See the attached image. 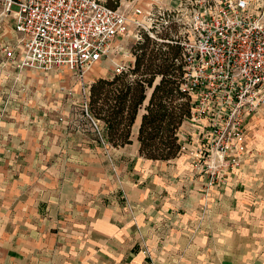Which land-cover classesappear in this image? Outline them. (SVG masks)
<instances>
[{"label":"crops","instance_id":"1","mask_svg":"<svg viewBox=\"0 0 264 264\" xmlns=\"http://www.w3.org/2000/svg\"><path fill=\"white\" fill-rule=\"evenodd\" d=\"M67 70L56 77L74 96L79 84ZM101 76L86 74L88 83ZM75 104L79 115L49 108L48 114L0 116V264H264V198L237 190L264 173V164L251 163L264 155V109L246 119L248 152L240 168L208 185L187 154L165 161L139 154L143 107L131 126V142L113 147L99 142L82 102ZM179 131H188L184 122ZM218 198L247 209L255 203L252 240L248 226H240L228 229L220 243L216 232L214 242H201V233L193 231L199 208L215 207ZM232 211L231 218L237 215ZM240 218L248 224L250 213ZM187 237L188 244L180 243Z\"/></svg>","mask_w":264,"mask_h":264},{"label":"built area","instance_id":"2","mask_svg":"<svg viewBox=\"0 0 264 264\" xmlns=\"http://www.w3.org/2000/svg\"><path fill=\"white\" fill-rule=\"evenodd\" d=\"M6 24L14 36L0 55L18 69H68L84 94L83 115L104 146L105 125L87 108L92 65L130 29L136 40L143 30L152 41L178 45V89L191 105L183 121L188 131L178 132L188 139L181 140V154L208 185L240 168L248 152L246 119L264 109V0H177L173 6L155 0L144 11L104 0H0V27ZM131 67L117 63L112 74Z\"/></svg>","mask_w":264,"mask_h":264},{"label":"trees","instance_id":"3","mask_svg":"<svg viewBox=\"0 0 264 264\" xmlns=\"http://www.w3.org/2000/svg\"><path fill=\"white\" fill-rule=\"evenodd\" d=\"M132 53L134 62L127 72L99 77L89 85L88 111L105 125L107 142L119 147L131 142V126L143 107L139 154L152 160L173 159L181 154L178 132L191 106L190 98L178 89L181 66L175 59L180 48L157 43L144 34ZM147 89L151 91L144 104Z\"/></svg>","mask_w":264,"mask_h":264},{"label":"rangeland","instance_id":"4","mask_svg":"<svg viewBox=\"0 0 264 264\" xmlns=\"http://www.w3.org/2000/svg\"><path fill=\"white\" fill-rule=\"evenodd\" d=\"M104 1L107 5L112 7H123L124 5L128 4L129 6L141 7L142 11L146 10V7L149 3L148 0ZM176 30L179 29L176 28ZM144 34L145 31L142 30V38L136 40L134 31L130 29V32L128 34L113 39L111 43L112 49L108 57L102 59L97 63H94V65H92V68H94H91L92 70L90 69L89 71L92 72L93 76H96L99 73H104L105 76L101 77H110L112 75L113 68L117 63L133 65L134 55L132 53V48L135 43L140 40H144ZM162 35H164V33ZM13 36L14 32L11 24H6L0 27V47ZM61 69L63 70V72L66 71L65 67L53 69L50 71H41L37 69H18L15 68V66L11 64L10 61L0 55V116L11 118L13 117L14 112L21 110L25 111V115H32L33 113H36L35 111H41V113L45 111L46 114H48L49 108L59 113L60 115H70L71 113L79 115L80 107L75 103L82 102V100L84 99L82 88L79 81L75 79L77 85L79 84V90L74 91V96L70 95V91H68V89H66L63 85V83H65L66 81H64V79H62L61 77H56V74L59 75L60 73L59 70L62 71ZM68 75L70 76L71 73L68 72ZM157 79L158 78H156V80ZM85 82L87 85L91 84L88 83L87 77L85 78ZM147 94H149V89H147ZM68 96H71V101H74L75 103L69 102L70 100L67 101ZM20 104H22L24 108H18V105ZM6 105L8 109L5 108ZM52 105H54L56 108H52ZM188 128L189 126L186 124V130ZM182 140L188 139H184L182 137ZM255 140V136L250 134L248 139L249 146L254 145V143H256ZM251 163H258L260 165L264 164V155L263 157H254ZM199 173L203 174L201 172ZM257 174L258 173H256V175L254 176L256 178H253L254 181L257 182H255L248 188H246L244 184H241V188H238L237 190L242 191V194L243 192L248 191V193H252V195H254L255 199L259 198L262 200L264 198V191H262L264 190V188L262 187V185L264 184H261V182L264 179V173L262 172L259 175ZM222 190L223 189L220 190V193ZM222 195H228V193H224ZM201 205L202 206L199 208L198 217L196 218L197 220L193 225V231L201 233V235H198L201 238V242H214V232H216L217 243H220L221 241L219 240L221 238H224V235L228 229L233 228V230H236L237 228H240V226H248L246 227L250 229V235L248 238L249 240H252V238H254L251 231L256 226V224L251 218V212H253L254 210L253 208L255 206V203L248 204L249 209H247L246 206L242 208V206L244 205H239V207L237 204L230 205L227 199L218 198L217 204L213 208L211 207L209 209L205 207L204 203H201ZM231 210H233L232 212L237 214L232 218L230 212ZM244 211L250 213L248 224L247 220H242V218H240L241 214H243ZM208 230L210 231V235L207 234ZM233 239L234 242L240 241L239 236H236ZM197 240L198 238H196V242ZM189 242L190 239L188 237L180 241V243L185 244H188ZM187 254L189 256L191 255V253Z\"/></svg>","mask_w":264,"mask_h":264}]
</instances>
